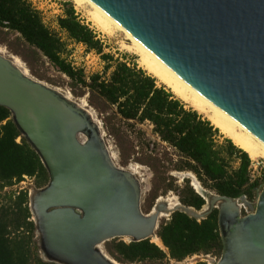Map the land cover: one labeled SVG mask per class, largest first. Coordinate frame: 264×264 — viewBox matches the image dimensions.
Returning <instances> with one entry per match:
<instances>
[{
    "label": "water",
    "instance_id": "1",
    "mask_svg": "<svg viewBox=\"0 0 264 264\" xmlns=\"http://www.w3.org/2000/svg\"><path fill=\"white\" fill-rule=\"evenodd\" d=\"M89 1L264 143V0ZM12 56L0 54V106L48 174L46 185L28 194L43 260L120 264L105 252L106 241L152 242L162 213L200 221L215 209L221 253L214 264H264V176L254 206L245 196L203 188L195 190L204 200L199 210L181 203L168 209L157 200L143 213L139 182L114 163L100 124L58 89L24 74ZM245 206L250 212L242 215Z\"/></svg>",
    "mask_w": 264,
    "mask_h": 264
},
{
    "label": "trees",
    "instance_id": "2",
    "mask_svg": "<svg viewBox=\"0 0 264 264\" xmlns=\"http://www.w3.org/2000/svg\"><path fill=\"white\" fill-rule=\"evenodd\" d=\"M61 6L57 27L68 40L99 56L104 63L101 72L86 76L81 69L73 67L64 56L65 42L44 24L40 12L28 0H0V45L17 56L38 79H44L39 69L45 63L66 76L71 93L76 97L86 95L88 105L103 117L104 124L110 125L112 134H118L112 124L114 118L128 125L149 124L151 133L165 145L161 154L150 149L141 160L154 177L160 167L187 171L195 175L202 188L231 198L245 196L252 201L261 177L253 176L249 154L231 139L221 140L218 128L192 107L186 108L165 85H157L158 80L144 69L104 53L101 40L78 18L73 6L68 2H61ZM121 160L124 165L128 162L124 156ZM24 177L33 178L37 188L48 182L38 155L16 128L10 111L0 106V191ZM184 181L179 202L201 209L204 200L188 185L187 179ZM3 198L0 264H56L43 260L30 247L35 226L29 220L27 191L21 189ZM154 198L152 195L147 199L149 209ZM216 217L215 209L200 221L173 212L167 220L159 222L156 231L163 248L149 239L137 242L112 239L103 247L120 264H169L170 260L180 262L192 255L220 256Z\"/></svg>",
    "mask_w": 264,
    "mask_h": 264
},
{
    "label": "rangeland",
    "instance_id": "3",
    "mask_svg": "<svg viewBox=\"0 0 264 264\" xmlns=\"http://www.w3.org/2000/svg\"><path fill=\"white\" fill-rule=\"evenodd\" d=\"M28 1L35 9H37L40 12L44 24L51 30L57 32L58 35L61 37V39L65 42L66 52L64 56L66 60L73 67L77 69H81L86 76L92 73L101 72L104 63L95 52L93 51L87 52L82 44H76L68 40L65 33L59 30L56 24V18L62 14L61 2L70 3L76 12V15H78V18L81 19L84 23L88 24L90 28H92L95 31L97 38L100 39L103 44L104 53H109L113 55L114 58H118L120 61H125L129 65L134 63L137 65V67L143 69L139 64V56L127 50L124 47V43L127 44L130 43V41L126 39L125 34L118 29H114L111 35L100 31L90 20L88 13L85 10L77 8L74 0H28ZM0 53L5 56L11 55L8 52V50H6V48L2 45H0ZM24 68L28 71L25 65ZM39 72L43 74L44 79H38L35 76H32L28 71L29 75L34 79L39 80L52 88L60 90L63 94L70 96L72 100H74L79 104L85 103V106H87L86 109L91 110L93 112L95 120L100 124L101 131L103 133L104 142L108 148V151L111 153L113 157L114 163L119 167L127 168V170H129L132 174H134V176L139 182L140 191H141L140 206L143 213L149 212L150 209L148 208L147 199L150 198L152 195L155 197L152 201L153 204L160 197L162 198L174 197V199L179 202L178 195L180 194L181 188L185 184L184 179L188 180V185L191 188L195 187L193 179L194 178L196 179V177L191 172L170 170L165 165L167 170H165L164 168L162 169L160 167L157 175L154 177L151 169L147 165H145L143 161H141L144 158H146L147 151L150 149L155 150V152H159L160 154L162 153L163 150H165V145L162 144L157 139V137L151 133V126L149 124L130 123L128 125V123H124L118 118H114L112 120V124L118 130V134L114 135L112 134L110 125L106 122L104 124L103 117H101L94 108L88 105L86 100V95L76 97L71 93V89L69 85L70 80L66 76L60 74L58 71H56L55 68H53L48 63H45L43 66H40ZM157 85H163V84H161L158 81ZM184 104L186 108L190 107L185 102ZM219 135L222 136V138H220L221 140L223 138H227L221 132H219ZM120 156L121 157L124 156L125 159L128 158L127 160L128 162H126L125 165L122 164V160ZM251 161H252L253 176L261 177V185L255 192L254 199L252 201H249L254 206V203L256 202L257 199V194L262 187V180L264 174V159L256 158V159H251ZM169 185L171 186L170 188L168 187ZM35 188L37 187H35L34 185V179L30 177H24L22 181L17 182L9 187H5L0 191V205L5 203V200L3 198L5 194L16 193L17 191L23 189L27 191V195H28ZM28 209H29V205H28ZM242 211L244 212V215L250 212V210L246 206L241 207V214ZM169 216L170 215L160 218V221L167 220ZM33 219H34L33 215L30 213L29 220L33 221ZM30 247L33 250H35L36 254L40 258L43 257L42 256L43 254L41 253L40 250L39 236L36 229H34L33 231ZM218 258L219 256L214 253H210L208 255H192L180 262L170 260L169 264H198V263L214 264L218 260Z\"/></svg>",
    "mask_w": 264,
    "mask_h": 264
},
{
    "label": "bare ground",
    "instance_id": "4",
    "mask_svg": "<svg viewBox=\"0 0 264 264\" xmlns=\"http://www.w3.org/2000/svg\"><path fill=\"white\" fill-rule=\"evenodd\" d=\"M74 2L78 9L85 10L88 13L90 20L100 31L111 35L114 29H118L124 33L126 39L130 41L129 44L124 43V47L137 54L139 56L140 66L148 72V74L155 77L161 84L165 85L177 98L181 99L183 102L207 118L212 125L218 128L227 138L231 139L236 146L247 152L251 159H264V143L262 141L189 87L185 81L177 77L171 69L167 68L156 57L147 52V50L129 33H127L120 25H118L89 0H74ZM11 60L18 69L22 70L24 74H27V70L24 68V65L18 57L12 56ZM64 95L66 98L72 100L70 96L66 94ZM77 105L85 110L92 120H95L93 112L86 109L87 106H85V103H78ZM110 156L113 158L111 153ZM193 180L195 185L194 189L200 193V190L203 188L199 185L195 178ZM158 201L166 202L168 209H172L179 205V202L176 201L174 197H160ZM205 207L206 206H204V208ZM164 216H167L166 212L161 214V218ZM150 239L152 242L162 247L161 241L158 237L152 236Z\"/></svg>",
    "mask_w": 264,
    "mask_h": 264
}]
</instances>
